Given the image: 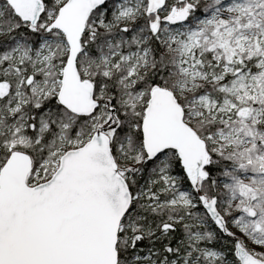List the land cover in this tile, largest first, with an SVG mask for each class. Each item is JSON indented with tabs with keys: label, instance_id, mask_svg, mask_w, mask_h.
Masks as SVG:
<instances>
[{
	"label": "snow or ice",
	"instance_id": "6c2138e0",
	"mask_svg": "<svg viewBox=\"0 0 264 264\" xmlns=\"http://www.w3.org/2000/svg\"><path fill=\"white\" fill-rule=\"evenodd\" d=\"M0 264H264V0H0Z\"/></svg>",
	"mask_w": 264,
	"mask_h": 264
}]
</instances>
